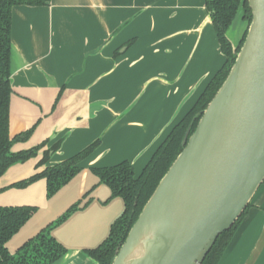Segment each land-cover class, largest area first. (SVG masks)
Here are the masks:
<instances>
[{
	"label": "crops",
	"instance_id": "obj_1",
	"mask_svg": "<svg viewBox=\"0 0 264 264\" xmlns=\"http://www.w3.org/2000/svg\"><path fill=\"white\" fill-rule=\"evenodd\" d=\"M237 16L227 31L233 49L246 27ZM10 39L9 136L35 126L30 139L12 150L60 142L47 163L53 166L99 144L50 199L44 180L8 188L34 174L38 158L11 166L0 177V207L37 208L5 248L13 255L80 203L51 231L66 250L54 264H96L86 251L106 240L124 203L111 199L90 169L127 161L138 177L223 66L206 0H50L43 7L14 6ZM217 264H264V183Z\"/></svg>",
	"mask_w": 264,
	"mask_h": 264
},
{
	"label": "water",
	"instance_id": "obj_2",
	"mask_svg": "<svg viewBox=\"0 0 264 264\" xmlns=\"http://www.w3.org/2000/svg\"><path fill=\"white\" fill-rule=\"evenodd\" d=\"M220 88L111 264H202L264 183V0Z\"/></svg>",
	"mask_w": 264,
	"mask_h": 264
},
{
	"label": "trees",
	"instance_id": "obj_3",
	"mask_svg": "<svg viewBox=\"0 0 264 264\" xmlns=\"http://www.w3.org/2000/svg\"><path fill=\"white\" fill-rule=\"evenodd\" d=\"M49 2L50 0H0V177L11 166L38 158L35 173L8 188L25 189L39 180H44L47 199L54 196L81 171V163L93 153L99 144V141H95L53 166H49L47 163L58 150L60 142L47 146L48 141H44L30 149L17 152L12 150L14 144L24 143L30 139L35 126L13 138L9 136V107L12 93L10 86L11 9L14 6L43 7L47 6ZM206 11L210 16L220 49L225 57L223 66L211 78L192 108L172 128L138 177L134 176V170L127 161L110 167L90 169L98 177L100 183L109 188L110 198L118 197L124 203V211L111 225L106 240L97 248L86 251V254L96 264H111L117 249L125 240L145 203L181 152L182 140L186 131L189 129L190 136L195 130L200 113L206 108L225 80L235 60V55L244 41L247 27L251 21L247 0H206ZM238 13L244 19L246 27L233 49L227 38V31ZM131 44L132 41H129L126 46ZM79 204L71 206L56 221L48 224L32 239L25 242L13 255L6 250V242L33 216L37 208L30 206L0 207V264H54L62 259L66 250L52 237L51 231L77 211L80 208ZM249 207L250 204L231 229L218 236L202 264L218 263Z\"/></svg>",
	"mask_w": 264,
	"mask_h": 264
},
{
	"label": "rangeland",
	"instance_id": "obj_4",
	"mask_svg": "<svg viewBox=\"0 0 264 264\" xmlns=\"http://www.w3.org/2000/svg\"><path fill=\"white\" fill-rule=\"evenodd\" d=\"M238 16H240V14H239V13H238ZM238 16H237V17H238ZM234 23H235V22H234ZM234 23H233V25H234ZM234 26H235V25H234ZM230 29H231V28H230ZM234 29H235V27H234ZM234 29H233V31H234Z\"/></svg>",
	"mask_w": 264,
	"mask_h": 264
}]
</instances>
